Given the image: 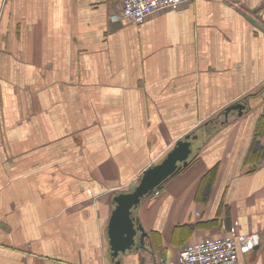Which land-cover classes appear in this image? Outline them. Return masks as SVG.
Returning a JSON list of instances; mask_svg holds the SVG:
<instances>
[{
    "label": "crops",
    "instance_id": "1",
    "mask_svg": "<svg viewBox=\"0 0 264 264\" xmlns=\"http://www.w3.org/2000/svg\"><path fill=\"white\" fill-rule=\"evenodd\" d=\"M120 3L0 0V264H179L187 244L251 232L241 262L264 264V156L248 158L264 0H187L140 25ZM188 133L189 164L134 209L144 246L113 258L115 195Z\"/></svg>",
    "mask_w": 264,
    "mask_h": 264
},
{
    "label": "water",
    "instance_id": "2",
    "mask_svg": "<svg viewBox=\"0 0 264 264\" xmlns=\"http://www.w3.org/2000/svg\"><path fill=\"white\" fill-rule=\"evenodd\" d=\"M251 21L255 22L254 19ZM245 107L246 103L237 102L227 107L225 112L228 114L231 110L238 109L242 113ZM195 138H197V134L188 133L184 138L178 139L174 147L160 162L147 167L142 172L137 184H133L129 189L115 195L113 199L115 207L108 227L113 258H117L120 253L144 246L148 233L139 223L134 209L140 205L144 197L188 163L194 149ZM139 232H141L140 235Z\"/></svg>",
    "mask_w": 264,
    "mask_h": 264
},
{
    "label": "built area",
    "instance_id": "3",
    "mask_svg": "<svg viewBox=\"0 0 264 264\" xmlns=\"http://www.w3.org/2000/svg\"><path fill=\"white\" fill-rule=\"evenodd\" d=\"M187 0H121L117 20L142 24L154 12L177 7ZM160 191L156 190L158 194ZM259 241L257 233L216 235L183 246L179 264H242L241 251L253 248Z\"/></svg>",
    "mask_w": 264,
    "mask_h": 264
},
{
    "label": "trees",
    "instance_id": "4",
    "mask_svg": "<svg viewBox=\"0 0 264 264\" xmlns=\"http://www.w3.org/2000/svg\"><path fill=\"white\" fill-rule=\"evenodd\" d=\"M256 130H257V134L264 132V113H262V115L260 116V118L258 120V124H257V129ZM262 156H264V146H255V147L251 148V150L249 152V155H248V158L252 160V159H255V158H261ZM188 164H189V162L186 165H183L177 172L182 171ZM164 183H162L158 187V189L159 188L162 189L164 187Z\"/></svg>",
    "mask_w": 264,
    "mask_h": 264
}]
</instances>
